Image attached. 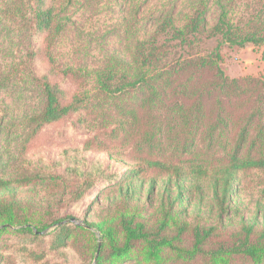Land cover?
Returning a JSON list of instances; mask_svg holds the SVG:
<instances>
[{
  "label": "trees",
  "instance_id": "1",
  "mask_svg": "<svg viewBox=\"0 0 264 264\" xmlns=\"http://www.w3.org/2000/svg\"><path fill=\"white\" fill-rule=\"evenodd\" d=\"M257 1L248 28L224 6L213 22L206 5L182 23L158 15L148 38L87 72L90 87L84 70L53 57L69 28L59 12L81 0L2 5L21 54L0 71V88L27 80L36 97L18 119L17 164L7 161L0 177V264H264V202L259 217L231 215L249 173L260 174L264 200V68L228 77L220 66L223 44L264 45ZM201 38L219 41L205 54L170 57V40L190 47ZM67 121L86 140L27 162V145ZM116 146L126 150L117 160L129 162L120 170L88 155ZM95 192L107 205L90 219L96 200L80 208Z\"/></svg>",
  "mask_w": 264,
  "mask_h": 264
},
{
  "label": "rangeland",
  "instance_id": "2",
  "mask_svg": "<svg viewBox=\"0 0 264 264\" xmlns=\"http://www.w3.org/2000/svg\"><path fill=\"white\" fill-rule=\"evenodd\" d=\"M6 1L0 0V10ZM82 2L83 0L59 12L60 17H68L69 28L57 41L53 57L60 66L80 68L84 73L101 65L111 54L124 56L127 46L148 38L156 28L154 20L158 15L170 13L176 24L180 21L182 23L186 15H193L206 5L207 18L213 22L224 6L233 22L248 28L252 25V20L247 22L248 19L261 7L260 1L257 0H94L88 5H82ZM163 37L161 36V39ZM201 39L196 40L190 47L181 46L178 39L170 40V50L173 51L170 57L176 59L178 56L205 54L219 41L215 38ZM18 42V33L0 18V71L8 69L12 61L18 60L21 54L18 52ZM263 51L264 45L247 43L238 47L223 44L220 47V66L228 77L258 76L264 68ZM89 78L87 73L86 87L92 84L91 81L88 82ZM77 83L74 82L71 86L83 87L81 83ZM35 97L36 93L27 80L11 81L5 88H0V120L5 123L0 127V177L6 162L12 160V164L17 158L20 148L19 135L23 128L18 119L23 108L32 104ZM67 125L68 121L45 128L27 145V162L36 160L38 153H42L45 158H52L63 144L69 141L82 144L86 140L87 136L83 130L69 131ZM125 153L126 150L116 146L111 149H93L88 155L104 163L110 162L114 166L112 170L117 167L120 170L129 165V162L117 160ZM15 164L17 163L12 165ZM259 177L260 174L256 172L249 173L235 188V200L231 203V209L235 211H232L231 215L235 221L240 218L250 219L255 215L259 217L260 212L256 209L259 203L264 202L261 197V185L257 182ZM92 201L96 203L92 207L90 219H96L101 209L107 205V201L97 203L96 192L91 193L81 205V214Z\"/></svg>",
  "mask_w": 264,
  "mask_h": 264
}]
</instances>
